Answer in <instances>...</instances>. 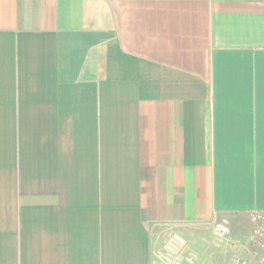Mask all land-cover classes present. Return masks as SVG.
Here are the masks:
<instances>
[{"label": "crops", "instance_id": "obj_1", "mask_svg": "<svg viewBox=\"0 0 264 264\" xmlns=\"http://www.w3.org/2000/svg\"><path fill=\"white\" fill-rule=\"evenodd\" d=\"M253 210L264 0H0V264H164Z\"/></svg>", "mask_w": 264, "mask_h": 264}, {"label": "rangeland", "instance_id": "obj_2", "mask_svg": "<svg viewBox=\"0 0 264 264\" xmlns=\"http://www.w3.org/2000/svg\"><path fill=\"white\" fill-rule=\"evenodd\" d=\"M235 224L234 226L228 225L226 220L222 219L213 225L208 224L192 227L191 231L182 234H179L175 230L173 232L177 234H170L168 231H163L164 229H159V233L155 230L157 233L155 236L158 239V243L162 245V250L165 247L163 251L160 249L162 252L160 254L163 255L162 259L164 260V257H171L172 259L178 257V254L176 255L170 251V249H173L171 245L175 244L170 238L177 236L189 247L190 256H188V262L186 261L187 264H228L233 254L232 244L242 245L245 243L250 230V226L246 227L244 223H237L236 221ZM182 262V260L179 261V264H186ZM163 263L167 264L166 261H163ZM171 264H178V261H173Z\"/></svg>", "mask_w": 264, "mask_h": 264}, {"label": "built area", "instance_id": "obj_3", "mask_svg": "<svg viewBox=\"0 0 264 264\" xmlns=\"http://www.w3.org/2000/svg\"><path fill=\"white\" fill-rule=\"evenodd\" d=\"M249 235L242 245L232 244L234 252L228 264H264V211L249 213ZM242 246V247H241ZM167 264L181 261L179 257H164ZM176 263V262H175Z\"/></svg>", "mask_w": 264, "mask_h": 264}]
</instances>
